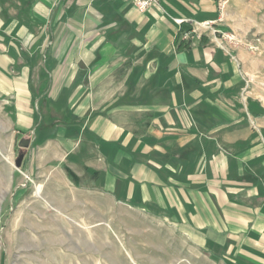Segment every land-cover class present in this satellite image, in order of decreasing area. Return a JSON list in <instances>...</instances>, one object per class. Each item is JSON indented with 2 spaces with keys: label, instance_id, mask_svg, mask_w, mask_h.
Instances as JSON below:
<instances>
[{
  "label": "crops",
  "instance_id": "0c3cea01",
  "mask_svg": "<svg viewBox=\"0 0 264 264\" xmlns=\"http://www.w3.org/2000/svg\"><path fill=\"white\" fill-rule=\"evenodd\" d=\"M218 16L216 0H0V100L30 139L18 170L161 213L212 261L264 264V0ZM175 19L259 50L185 46Z\"/></svg>",
  "mask_w": 264,
  "mask_h": 264
},
{
  "label": "rangeland",
  "instance_id": "374dc122",
  "mask_svg": "<svg viewBox=\"0 0 264 264\" xmlns=\"http://www.w3.org/2000/svg\"><path fill=\"white\" fill-rule=\"evenodd\" d=\"M2 105L0 100V264H213L161 213L98 194L78 197L58 178H25L15 168L18 137ZM76 198L91 203L73 204Z\"/></svg>",
  "mask_w": 264,
  "mask_h": 264
},
{
  "label": "built area",
  "instance_id": "2783aa9c",
  "mask_svg": "<svg viewBox=\"0 0 264 264\" xmlns=\"http://www.w3.org/2000/svg\"><path fill=\"white\" fill-rule=\"evenodd\" d=\"M140 10H144L151 5L158 4L161 0H129ZM228 0H216V6L218 11V17L221 18L224 13L225 5ZM190 21L192 27L186 31L182 32V38L184 41H192V37L199 38L201 34H208L210 39L215 43V45L222 49L225 53L233 57V50L236 47H245L249 51L257 52L259 50L260 39L258 37H253L252 39H244L238 34L232 31H226L218 29L214 26L215 21H191L188 19H175V21L180 24L183 21ZM25 178L28 176L24 174Z\"/></svg>",
  "mask_w": 264,
  "mask_h": 264
},
{
  "label": "water",
  "instance_id": "95a60500",
  "mask_svg": "<svg viewBox=\"0 0 264 264\" xmlns=\"http://www.w3.org/2000/svg\"><path fill=\"white\" fill-rule=\"evenodd\" d=\"M29 143H30V139H28V138H22V139H20L18 141V146L20 148H27L29 146ZM22 159H23V154L20 153L18 155V157L16 158V160H15V168L16 169H19L20 168Z\"/></svg>",
  "mask_w": 264,
  "mask_h": 264
},
{
  "label": "trees",
  "instance_id": "16d2710c",
  "mask_svg": "<svg viewBox=\"0 0 264 264\" xmlns=\"http://www.w3.org/2000/svg\"><path fill=\"white\" fill-rule=\"evenodd\" d=\"M184 42L183 40L181 41V43ZM183 45L187 46L190 44V41H185V43H182ZM67 170V173L70 175V177H72V179L75 180V177L73 175V173L69 170V169H66Z\"/></svg>",
  "mask_w": 264,
  "mask_h": 264
}]
</instances>
